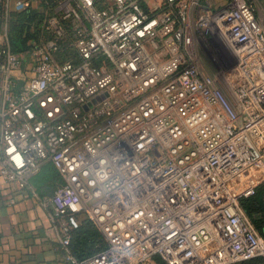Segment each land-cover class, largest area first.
<instances>
[{
  "label": "built area",
  "instance_id": "1",
  "mask_svg": "<svg viewBox=\"0 0 264 264\" xmlns=\"http://www.w3.org/2000/svg\"><path fill=\"white\" fill-rule=\"evenodd\" d=\"M0 19V177L49 211L67 264H264L241 203L264 182L253 0H0ZM82 218L107 245L78 259Z\"/></svg>",
  "mask_w": 264,
  "mask_h": 264
},
{
  "label": "crops",
  "instance_id": "2",
  "mask_svg": "<svg viewBox=\"0 0 264 264\" xmlns=\"http://www.w3.org/2000/svg\"><path fill=\"white\" fill-rule=\"evenodd\" d=\"M253 1L256 16L264 25V0ZM43 168L51 173L42 179L39 174L33 176L30 184L41 197H48L61 180L51 163ZM11 197H15L14 203ZM50 226L49 211L31 192L18 190L16 184L0 177V264H67L60 242L48 234ZM156 264H161L158 259Z\"/></svg>",
  "mask_w": 264,
  "mask_h": 264
},
{
  "label": "trees",
  "instance_id": "3",
  "mask_svg": "<svg viewBox=\"0 0 264 264\" xmlns=\"http://www.w3.org/2000/svg\"><path fill=\"white\" fill-rule=\"evenodd\" d=\"M29 19L26 13H13L11 16V39L15 50L26 46L29 36ZM241 203L258 231L264 237V182L259 185L253 196L243 198ZM102 233L87 218L81 219L78 229L73 232L72 248L78 259H84L106 248ZM161 264H166L157 258Z\"/></svg>",
  "mask_w": 264,
  "mask_h": 264
},
{
  "label": "rangeland",
  "instance_id": "4",
  "mask_svg": "<svg viewBox=\"0 0 264 264\" xmlns=\"http://www.w3.org/2000/svg\"><path fill=\"white\" fill-rule=\"evenodd\" d=\"M1 20V19H0ZM9 31H10V33L12 32L11 31V24H10V27H9ZM216 49V48H215ZM217 49H221V47L220 46H218V44H217ZM49 173H51V170H47L46 168H42V171L39 173V175L37 176L38 178L40 177L41 179L42 178H45V177H47V175H49Z\"/></svg>",
  "mask_w": 264,
  "mask_h": 264
},
{
  "label": "water",
  "instance_id": "5",
  "mask_svg": "<svg viewBox=\"0 0 264 264\" xmlns=\"http://www.w3.org/2000/svg\"><path fill=\"white\" fill-rule=\"evenodd\" d=\"M22 84H23V81L20 82V87L22 86Z\"/></svg>",
  "mask_w": 264,
  "mask_h": 264
}]
</instances>
